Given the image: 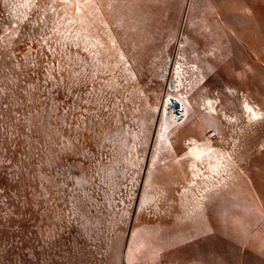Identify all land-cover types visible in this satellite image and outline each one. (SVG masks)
Segmentation results:
<instances>
[{
  "label": "rangeland",
  "instance_id": "374dc122",
  "mask_svg": "<svg viewBox=\"0 0 264 264\" xmlns=\"http://www.w3.org/2000/svg\"><path fill=\"white\" fill-rule=\"evenodd\" d=\"M0 264H264V0H0Z\"/></svg>",
  "mask_w": 264,
  "mask_h": 264
},
{
  "label": "water",
  "instance_id": "95a60500",
  "mask_svg": "<svg viewBox=\"0 0 264 264\" xmlns=\"http://www.w3.org/2000/svg\"><path fill=\"white\" fill-rule=\"evenodd\" d=\"M171 102L175 113L180 116L182 114L183 105L178 99L175 98H171Z\"/></svg>",
  "mask_w": 264,
  "mask_h": 264
},
{
  "label": "bare ground",
  "instance_id": "6f19581e",
  "mask_svg": "<svg viewBox=\"0 0 264 264\" xmlns=\"http://www.w3.org/2000/svg\"><path fill=\"white\" fill-rule=\"evenodd\" d=\"M215 69V68H214Z\"/></svg>",
  "mask_w": 264,
  "mask_h": 264
}]
</instances>
